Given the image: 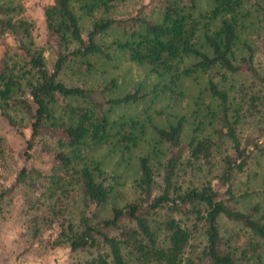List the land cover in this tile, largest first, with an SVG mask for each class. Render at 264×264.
<instances>
[{"label": "trees", "instance_id": "16d2710c", "mask_svg": "<svg viewBox=\"0 0 264 264\" xmlns=\"http://www.w3.org/2000/svg\"><path fill=\"white\" fill-rule=\"evenodd\" d=\"M201 1L50 0L38 20L0 0V222L27 248L64 249L56 264H264V0ZM116 52L159 80L117 92ZM196 74L188 113L153 107ZM26 131L36 163L16 167Z\"/></svg>", "mask_w": 264, "mask_h": 264}, {"label": "rangeland", "instance_id": "374dc122", "mask_svg": "<svg viewBox=\"0 0 264 264\" xmlns=\"http://www.w3.org/2000/svg\"><path fill=\"white\" fill-rule=\"evenodd\" d=\"M50 0H29V11L30 13L36 17L38 20L40 19L39 14L41 11V6L44 3H47ZM201 3H203L200 0ZM204 5V4H202ZM109 75L115 77L116 82L118 83L117 92H121L128 88H131L132 85L140 84L144 90H148L150 84L159 80V78L153 76L152 74L147 72V69L134 62L131 61L123 54L122 52H116L114 58L108 64ZM204 81L203 75H192L189 77H183L180 81V87L183 92L182 96L178 99V101L174 97H170L167 91L159 92L160 94L154 99L153 107L158 109L162 108L163 112L168 111H178L188 113L191 109V100L201 87ZM151 96V94H149ZM145 103L140 102L137 105H127L125 107H116L113 115H127L133 113H140L142 115V107ZM172 106V108H171ZM155 109H149L150 112L155 111ZM156 122H160V118L155 119ZM27 131L21 137H14L12 139L13 145H15V166L21 167L24 162V166L28 167L30 165H34L36 163V153L33 150H28V156L23 161V151H24V141L26 137ZM254 141L250 140L245 143L247 150H249ZM140 145V147H142ZM139 147V148H140ZM95 157L102 161L103 166L113 167L115 164L116 156L110 149L106 146L98 148L95 152ZM114 170L121 171L123 170L120 165L114 167ZM110 172V171H109ZM124 175L129 174V169L123 171ZM8 180V184L6 188H8L12 181V175H3L1 178L0 186L5 181ZM3 187V186H2ZM1 188V187H0ZM120 189L124 192V196L129 198L132 196V186L128 182H123L120 185ZM155 193V192H154ZM153 193V194H154ZM178 203L173 199L171 201L165 202L163 204L166 207L172 206V204ZM26 242L20 239L19 233L13 228L12 224L9 222H0V264H12L13 261L17 259H36L41 263L45 264H56L57 259L60 260L63 258L65 254L64 249H55L50 251H44V253L38 251L39 249L33 244L30 247H26Z\"/></svg>", "mask_w": 264, "mask_h": 264}, {"label": "water", "instance_id": "95a60500", "mask_svg": "<svg viewBox=\"0 0 264 264\" xmlns=\"http://www.w3.org/2000/svg\"><path fill=\"white\" fill-rule=\"evenodd\" d=\"M25 157H26V151L23 153V161H24ZM22 166H24V162L22 163Z\"/></svg>", "mask_w": 264, "mask_h": 264}]
</instances>
